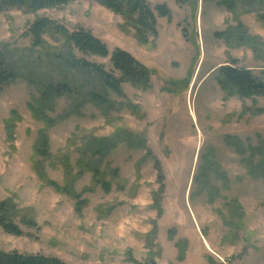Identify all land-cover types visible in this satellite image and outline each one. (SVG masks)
<instances>
[{
  "label": "rangeland",
  "instance_id": "rangeland-1",
  "mask_svg": "<svg viewBox=\"0 0 264 264\" xmlns=\"http://www.w3.org/2000/svg\"><path fill=\"white\" fill-rule=\"evenodd\" d=\"M147 1L171 10V19H157L151 46L93 0L0 13V61L21 75L0 92V200L15 205L12 220L24 232L16 237L0 229V251L66 264H264V177L242 162L264 163V99L241 100L217 82L218 68L230 63L263 77L264 10L238 6L228 12L215 0ZM38 17L69 31H90L110 52L130 53L153 71L151 88L124 84L122 96L104 91L114 106L108 114L82 96L52 98L46 115L53 124L45 126L28 109L39 98L28 78L62 77L46 57L60 51L64 39L45 36L42 46L32 47L26 29ZM225 30L243 39L229 48L215 36ZM85 59L110 69L109 59ZM78 78L88 91L103 92L95 78ZM257 109L263 113L255 114ZM11 110L19 120L8 142L5 120ZM119 130L139 136L144 149L121 143L92 153L100 140H118L113 135ZM41 132L49 143L47 159L33 155ZM152 158L164 176L162 194ZM65 160L74 191H84L87 201L80 213L72 198L44 185L34 171L36 166L62 185ZM78 160L88 167L78 168ZM89 167L111 184L108 193L92 184Z\"/></svg>",
  "mask_w": 264,
  "mask_h": 264
},
{
  "label": "trees",
  "instance_id": "trees-1",
  "mask_svg": "<svg viewBox=\"0 0 264 264\" xmlns=\"http://www.w3.org/2000/svg\"><path fill=\"white\" fill-rule=\"evenodd\" d=\"M75 0H0V13L11 9H25L36 13L43 9L59 8L70 4ZM105 9L114 14L120 15L125 23L134 31L135 38L144 46H151L150 37L157 36V19H171V10L165 4L152 5L147 0H93ZM188 0H175L178 4H184ZM209 0H202L206 2ZM216 4L228 12H234L241 6L243 8H257L264 10V0H215ZM26 35L31 40L32 47H40L44 43V37H62L64 45L62 49L50 57L47 55V65L53 66L51 69H59L62 77L55 82H46L44 80L28 78L39 93V98L34 103L28 104L34 119L42 121L45 126L53 124L50 117L46 115L49 110V102L52 98L58 97H78L82 96L86 100L97 106L101 112L108 114L114 109L113 103L108 99L106 92L109 91L117 96H122V86L131 84L137 89L148 90L151 88L153 71L137 61L130 53L116 48L109 51L106 44L95 37L90 31L76 29L69 31L62 26L54 23L46 17H38L26 29ZM215 36L222 38L227 47L232 48L237 42L243 39L242 34L225 30L222 33H216ZM81 56V57H78ZM99 57L109 59L110 69L107 70L102 64L90 62L85 57ZM53 60L51 62V59ZM235 63V62H234ZM263 77H256L245 68H238L233 63L221 65L218 68L217 82L224 90L229 87L234 94L241 100L264 99V72ZM78 77L95 78L97 87H101L103 92L96 88L86 89L85 84L79 82ZM21 78L20 73L4 61H0V92L10 84L15 83ZM255 114L263 113V110L257 109ZM19 120L18 113L15 110L9 112V118L5 120V133L8 142L13 141L15 122ZM113 137L118 140H100L97 147L93 148V154L98 155L107 152L111 148L125 143L129 148L140 150L144 149V142L139 136L125 130H119ZM149 156V152H146ZM33 155L47 159L50 157L49 143L46 134L43 132L38 137L33 146ZM153 159V167L157 172V181L160 184L159 192L164 191V176L160 163ZM247 171L258 173L264 177V163L253 165L248 159L242 160ZM63 170L65 182L60 185L50 179L44 171L34 167L38 179L46 186L52 188L56 193L68 196L74 200V206L77 213L82 211L86 200L83 199V192L77 193L72 187L74 177L72 176V167L65 160ZM78 168L88 167V164L78 160ZM88 169V168H87ZM92 172V184L99 183L101 188L108 193L111 184L102 179L100 170L96 167H89ZM116 174L118 170H113ZM204 173V171H203ZM204 177V176H203ZM155 208L158 216H161L162 208L160 199L155 198ZM15 205L10 200H0V229L6 234L20 237L24 235L21 227L12 220L15 213ZM26 225L35 227L33 221H26ZM173 234V232H171ZM179 245V244H178ZM0 264H66L58 258L46 257L40 254H22L19 252L5 253L0 251Z\"/></svg>",
  "mask_w": 264,
  "mask_h": 264
},
{
  "label": "bare ground",
  "instance_id": "bare-ground-1",
  "mask_svg": "<svg viewBox=\"0 0 264 264\" xmlns=\"http://www.w3.org/2000/svg\"><path fill=\"white\" fill-rule=\"evenodd\" d=\"M190 115H191V117H193L194 116V114H193V111L191 110L190 111ZM207 245V244H206Z\"/></svg>",
  "mask_w": 264,
  "mask_h": 264
}]
</instances>
